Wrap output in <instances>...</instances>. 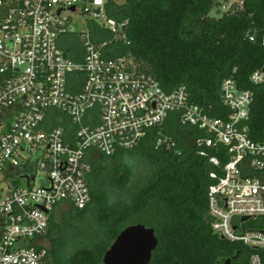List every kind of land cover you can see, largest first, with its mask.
I'll return each mask as SVG.
<instances>
[{"label": "built area", "instance_id": "1", "mask_svg": "<svg viewBox=\"0 0 264 264\" xmlns=\"http://www.w3.org/2000/svg\"><path fill=\"white\" fill-rule=\"evenodd\" d=\"M109 1L0 0V264H49L50 218L61 206L89 204L92 158L137 150L152 130L156 149L176 150L165 132L171 117L204 134L194 139L199 156L224 147L230 157L224 177L211 174L218 180L208 194L213 232L264 249V231L248 226L264 218V181L249 176L264 170V142L250 136L254 93L225 80L222 103L230 113L215 118L185 87L168 93L132 59L105 57L91 32L71 30L65 13L120 40L125 24L108 18ZM250 82L264 86V69ZM210 163L220 165L217 157ZM248 264L264 261L253 254Z\"/></svg>", "mask_w": 264, "mask_h": 264}, {"label": "trees", "instance_id": "2", "mask_svg": "<svg viewBox=\"0 0 264 264\" xmlns=\"http://www.w3.org/2000/svg\"><path fill=\"white\" fill-rule=\"evenodd\" d=\"M222 6L221 0H111L107 15L125 24L123 38L115 39L95 22L90 23L91 36L97 44L113 37L103 49L105 57L132 59L137 70L152 75L168 93L185 87L190 101L215 118H228L221 87L227 79L236 80L239 89L254 93L250 136L264 142V86L250 82L255 71L264 69V0H244L224 13ZM165 132L176 140L177 151L156 149L152 130L137 150L92 158L89 204L50 218L49 264H102L120 233L139 224L154 229L159 240L151 264L229 259L248 264L253 254L264 261V249L231 243L211 228L208 194L218 182L211 174L224 177L230 160L226 149L199 156L194 139L204 134L184 130L174 117ZM211 157L220 165L211 164ZM249 176L264 181V170ZM251 225L264 231V218Z\"/></svg>", "mask_w": 264, "mask_h": 264}, {"label": "water", "instance_id": "3", "mask_svg": "<svg viewBox=\"0 0 264 264\" xmlns=\"http://www.w3.org/2000/svg\"><path fill=\"white\" fill-rule=\"evenodd\" d=\"M248 220L243 218V221ZM158 245L154 229L141 224L129 226L106 252L102 264H151ZM226 264H232V260L229 259Z\"/></svg>", "mask_w": 264, "mask_h": 264}, {"label": "rangeland", "instance_id": "4", "mask_svg": "<svg viewBox=\"0 0 264 264\" xmlns=\"http://www.w3.org/2000/svg\"><path fill=\"white\" fill-rule=\"evenodd\" d=\"M123 0H118V2H122ZM241 1L243 0H238L237 3H235L236 1H233L231 4H234V5H231V4H228V5H223L222 8H221V12L224 13V12H228L231 10V8L233 6H238V7H241ZM232 6V7H231ZM225 7V8H224ZM65 16H71V24H70V27H71V30H74V31H77V32H84V33H87V32H91V28L90 26L88 25V22L85 20L84 17L82 16H79V15H73V14H70L69 12L68 13H65ZM212 16H219V15H216V13H213ZM114 40V38L112 37L109 41H106V42H103L101 44H98V45H101L102 47H106V45L110 42L112 43ZM140 166H138V169L142 170L141 168H139ZM138 170V171H140ZM21 185H24V182L21 181L20 182ZM69 209L68 206H61L60 208H58V210L55 212V216L56 218L60 219L62 217V214L67 212ZM252 221L249 222L248 226L249 227H252L251 225ZM49 246V245H48Z\"/></svg>", "mask_w": 264, "mask_h": 264}]
</instances>
